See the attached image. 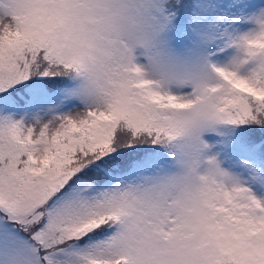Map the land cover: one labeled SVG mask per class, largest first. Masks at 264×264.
<instances>
[{
	"label": "snow or ice",
	"instance_id": "6c2138e0",
	"mask_svg": "<svg viewBox=\"0 0 264 264\" xmlns=\"http://www.w3.org/2000/svg\"><path fill=\"white\" fill-rule=\"evenodd\" d=\"M0 264H264V0H0Z\"/></svg>",
	"mask_w": 264,
	"mask_h": 264
}]
</instances>
